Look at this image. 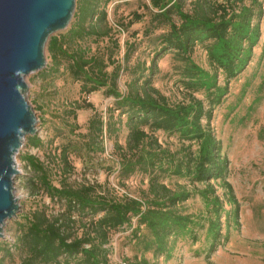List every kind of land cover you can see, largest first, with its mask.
<instances>
[{"label": "trees", "instance_id": "trees-1", "mask_svg": "<svg viewBox=\"0 0 264 264\" xmlns=\"http://www.w3.org/2000/svg\"><path fill=\"white\" fill-rule=\"evenodd\" d=\"M111 1L120 0H79L74 25L65 34L50 38L47 49L52 65L43 72L56 73L62 66L79 82L81 93L103 89L104 95L113 98L107 115L95 112L89 118L88 141L82 147L88 152L103 151L104 134L116 137L123 124L128 130L127 149H118L119 182L140 173L147 177V189L136 198L112 194L99 183L66 182L72 170L69 155L78 153L79 142L69 140L54 153L64 174L59 186L53 183L43 162L32 154H24L22 161L35 173L28 179L30 186L60 203L61 209L54 214L40 206L18 224L14 246L25 252L18 264H111V233L131 228L134 219L132 238L138 239L140 230L147 229L151 238L145 240L144 249L151 250L155 257L166 258L171 256L170 239L188 235L196 241L195 227L202 226L204 220L210 239L209 254L228 241L231 222L238 224V202L226 180L228 159L221 152V141L210 121L214 107L228 91L229 81L250 61L260 37L261 2L148 0L144 6L150 10V26L145 31L162 29L156 37L158 45L148 64L139 59L130 64L137 45L126 42L122 64L114 58L119 45L110 35L112 27L107 20L106 6ZM143 15L132 11L125 27L140 21ZM104 37L111 41L105 53H91L88 45H82L91 38L98 41ZM198 45L204 48L212 72L192 59ZM170 51L183 61L181 83L188 93V98L177 102H170L153 84L158 59ZM109 66H113L111 70ZM121 72L129 76L124 90L118 85ZM220 73L224 74L223 85L218 82ZM200 91L207 106L194 96ZM157 131L175 134L188 144L171 152L158 141L154 135ZM27 143L37 148L43 144L37 134L30 136ZM192 145L196 148L191 149ZM165 174L186 176L190 183L204 187L175 190L162 181ZM212 181H219L225 188L224 200L216 193ZM194 195L203 200L207 215L183 213L182 203ZM224 204L231 208L226 209ZM137 264L148 261L141 258Z\"/></svg>", "mask_w": 264, "mask_h": 264}, {"label": "rangeland", "instance_id": "rangeland-1", "mask_svg": "<svg viewBox=\"0 0 264 264\" xmlns=\"http://www.w3.org/2000/svg\"><path fill=\"white\" fill-rule=\"evenodd\" d=\"M259 1L263 9L258 19L259 40L253 47L248 64L229 81L228 91L222 96V102L214 107L210 121L215 136L221 141V152L228 159L226 180L231 184L238 202V224L232 221L228 241L218 245L215 251L208 254L210 239L206 235L207 222L201 220L202 226L195 227L196 241H192L188 235L171 238V256L166 258L165 255L155 257L151 250L144 249L145 240L151 238L147 229L140 230L138 239L132 238L134 219L131 228L111 233V264H137L141 258H146L148 264H264V0ZM249 2L250 0H246V3ZM145 4H148V0H120L111 1L106 6L108 24L112 27L110 35L119 45L114 51V58L122 64L126 42H134L137 45L131 54L130 64L137 59L145 60L148 64L154 48L158 45L156 37L162 29L149 33L145 31L150 26V10L145 8ZM78 8L79 0H75L73 16L67 28L53 33L51 37L65 34L74 25ZM132 11L144 15L140 21L125 27ZM91 39L82 43L83 46L90 47L91 53H105L108 45H111L108 37L98 41ZM47 47L48 43L44 50L45 67L29 73L24 78L27 84L25 97L37 117L36 134L43 144L38 148L29 146L27 141L32 135H27L15 157L19 174L14 177L13 186L20 209L17 216L6 220L3 226L0 264H18L25 256L24 251L14 246L19 234L18 224L24 222L25 216L40 206L47 207V212L54 214L61 209L60 203L30 186L28 179L35 176V173L22 161L21 156L24 154H32L43 162L51 180L59 186L64 174L61 162L55 159L54 153H58L60 146L69 140L79 142L78 153L69 155L72 170L66 176V182L99 183L105 185L104 188L112 194H127L136 198L141 197L142 191L147 189V177L140 173H134L123 179L122 183L119 182L118 149H127L128 130L123 124L116 137L113 134H104L103 151L88 152L82 147V143L88 141L86 134L89 118L95 112L107 115L106 110L114 100L104 95L103 89L89 94L81 93L79 82L73 80L62 66L56 73H44L43 70L52 65L51 53ZM191 57L202 68L213 71L202 46H196ZM157 66L153 84L162 94L170 102L188 98V93L181 83L183 61L170 51L158 59ZM112 67L109 66L108 70ZM128 79V74L121 72L118 81L120 90L126 88ZM218 82L220 85L225 83L223 73L219 74ZM194 96L202 99L207 106L208 102L202 91ZM88 104H92V107ZM71 126H76V129L72 130ZM154 135L162 146L171 152L179 150L182 144H188L175 134L157 131ZM193 148L196 146L192 145L191 149ZM179 155L180 153L177 154ZM105 168L111 169L108 171ZM161 179L175 190L204 187L203 184L190 183L186 176L165 174ZM211 184L224 200L225 188L219 181H212ZM224 206L226 209L231 208L228 204ZM181 207L183 213L207 215L204 202L198 195L189 198ZM224 232L225 227L222 226V233Z\"/></svg>", "mask_w": 264, "mask_h": 264}, {"label": "water", "instance_id": "water-1", "mask_svg": "<svg viewBox=\"0 0 264 264\" xmlns=\"http://www.w3.org/2000/svg\"><path fill=\"white\" fill-rule=\"evenodd\" d=\"M75 0H0V238L6 220L17 216L15 157L37 117L25 97V76L45 67L53 33L67 28Z\"/></svg>", "mask_w": 264, "mask_h": 264}]
</instances>
